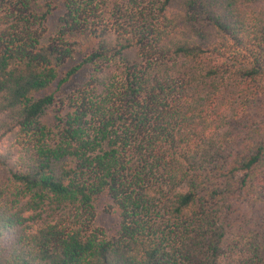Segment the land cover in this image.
Masks as SVG:
<instances>
[{"label": "trees", "instance_id": "16d2710c", "mask_svg": "<svg viewBox=\"0 0 264 264\" xmlns=\"http://www.w3.org/2000/svg\"><path fill=\"white\" fill-rule=\"evenodd\" d=\"M0 264H264V0H0Z\"/></svg>", "mask_w": 264, "mask_h": 264}, {"label": "rangeland", "instance_id": "374dc122", "mask_svg": "<svg viewBox=\"0 0 264 264\" xmlns=\"http://www.w3.org/2000/svg\"><path fill=\"white\" fill-rule=\"evenodd\" d=\"M51 27H53V26H51ZM87 74H88L87 70H83L80 73H78L75 77H73L70 80V82L68 84H66L64 87L61 88V90L58 94H63V93L69 92L72 89H74L75 87L81 85L86 80ZM100 223L104 228L110 229L111 224H112V220L103 218Z\"/></svg>", "mask_w": 264, "mask_h": 264}]
</instances>
